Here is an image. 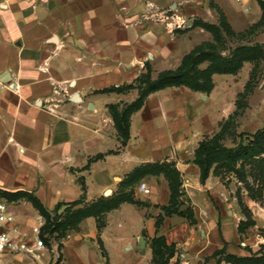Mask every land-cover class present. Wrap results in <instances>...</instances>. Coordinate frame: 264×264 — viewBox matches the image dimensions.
<instances>
[{"label": "crops", "instance_id": "0c3cea01", "mask_svg": "<svg viewBox=\"0 0 264 264\" xmlns=\"http://www.w3.org/2000/svg\"><path fill=\"white\" fill-rule=\"evenodd\" d=\"M171 1L0 0V189L32 191L52 209L58 201L81 195L82 177L87 187L84 203H89L117 192L136 166L163 160L175 162L189 194L193 187L208 185L212 172L202 183L193 158L226 101L212 102L216 83L238 74L248 61L237 73H214L208 93L185 85L151 92L131 115L125 145L109 104L131 102L138 89L99 91L132 82L146 61L153 77L176 68L187 52L208 39L193 29L176 32L171 22L152 14ZM199 2L179 0L177 8L193 14ZM223 2L214 1L228 18ZM236 102L222 121L237 109ZM110 149L118 151L83 168L91 156ZM141 181L147 191L138 188L139 182L134 197L147 204L121 202L106 213L100 231L97 218L86 216L77 229L52 236L34 253H0V264H155L151 240L158 233L176 244L167 264H216L218 257L212 253L222 238L229 242L227 252L250 254L238 245L245 244L239 242L241 235L249 240L238 223L229 238L224 219L217 217L191 225L188 219L169 215L157 231L160 206L170 197L168 180L161 173L147 174ZM0 198L15 215L5 228L36 247L32 227L41 216L38 209L27 199Z\"/></svg>", "mask_w": 264, "mask_h": 264}, {"label": "trees", "instance_id": "16d2710c", "mask_svg": "<svg viewBox=\"0 0 264 264\" xmlns=\"http://www.w3.org/2000/svg\"><path fill=\"white\" fill-rule=\"evenodd\" d=\"M258 1L261 7L264 6L261 0ZM214 5L220 15L218 27H214L205 21L202 26L209 30L213 28L217 30L220 26L225 29L232 28L225 12L217 4ZM194 23L195 19L191 26ZM256 51V46L242 45L232 51L230 55H225L221 51L215 50L209 41H202L183 56L181 63L176 68L163 69L158 72L156 77H153L151 64L146 61L145 70L132 82L110 85L100 89L99 91L102 92L138 89L137 97L131 102H123L122 108H119L117 103L109 104V111L118 131L121 145H125L130 136L132 113L143 105L151 92L168 86L185 85L192 90L208 93L214 86V73H237L245 61L255 59ZM244 94L245 92L239 93L240 96ZM238 102L237 100V108L240 105ZM236 113L237 109L221 122L220 129L215 134L205 136L199 141L193 161L200 168L202 183L206 182L211 172L222 176L226 170L233 172L240 180L244 181L249 195L258 199L263 196L264 190V122L254 132L241 131L236 133L239 136L238 141L232 145H227L223 140L228 132H232L229 131V125L233 123ZM117 151L118 149H110L107 152H99L91 156L83 168H88L92 161L103 158L105 154ZM161 173L168 180L170 197L168 203L160 206L161 212L156 217L157 231H160L165 216L174 213L186 217L191 224L196 223L197 219L192 207L180 208L182 203L180 197L183 195L181 172L174 161L168 160L147 162L136 166L121 181L117 192L112 195L101 196L89 203H84L87 187L82 177H80L81 195L71 201H58L52 209L46 208L32 191L0 189V196H4L8 200H30L44 218L40 236L47 242L52 236L61 237L68 231L77 229L81 220L90 215L97 218V226L100 231L105 224L106 213L121 202L131 201L147 204L134 197V185L141 182L147 174ZM249 175L252 176V181L248 179ZM81 203L83 205H80ZM246 208L247 206L243 207V211ZM254 222V219H250V217L241 219L238 223L239 231L243 232L245 226ZM222 240V245L212 253V256L218 257V261L225 260L235 264H264V243H261L259 248L251 251L250 254L239 256L227 252L229 242L224 238ZM151 246L155 264L169 263L170 258L177 251L176 244L167 242L163 233H158L152 238Z\"/></svg>", "mask_w": 264, "mask_h": 264}, {"label": "rangeland", "instance_id": "374dc122", "mask_svg": "<svg viewBox=\"0 0 264 264\" xmlns=\"http://www.w3.org/2000/svg\"><path fill=\"white\" fill-rule=\"evenodd\" d=\"M178 1L172 0L170 6L164 7L168 13L177 14L184 20L181 26H173L174 31L183 32L193 29L195 32L201 33L202 39L207 35L208 39L203 41H209L215 50L221 51L225 55H230L232 51L242 45L256 46L257 48L255 59L245 61L247 63L244 62L245 65L238 74L223 76L217 80L212 98L213 103L220 100L226 101L222 109L218 108L217 122L212 123V127L204 137L212 135L219 129L221 121L226 117V114L235 109L236 100L239 101L240 105L237 108L234 121L229 125V131L232 132H228L223 140L227 145H232L238 141L237 134L239 132H254L262 126L264 121V6L261 7L258 0L242 2L224 0L229 11L228 20L232 28L225 29L220 26L217 30L216 28L209 30L202 26L204 21L214 27L219 25L220 15L214 5L215 0H200L193 14H186L178 9L177 7L180 6H177ZM261 2L264 4V0ZM194 19L195 23L190 27L189 25ZM186 22H190V24L186 25ZM241 92H245V94L240 96ZM122 103L117 102L119 108L123 107ZM212 174L207 186L193 187L191 194L182 187L183 195L180 197L182 201L180 208L192 207L196 219L201 222H206L212 217L224 219L229 238H232L233 232L237 231L235 224L239 223L241 219L244 220L247 217L254 219L255 222L245 226L243 231L249 240L243 239L240 234L239 242L244 241L245 244L244 246L238 245L249 252L257 250L260 244L264 243V190L262 197L254 199L249 195L245 182L233 172L225 170L222 176L215 172ZM248 179L252 181V176L249 175ZM245 206L247 208L243 211L242 208ZM171 215H175L179 219H187L177 213ZM253 244L254 246H252ZM216 264H220V261Z\"/></svg>", "mask_w": 264, "mask_h": 264}, {"label": "built area", "instance_id": "2783aa9c", "mask_svg": "<svg viewBox=\"0 0 264 264\" xmlns=\"http://www.w3.org/2000/svg\"><path fill=\"white\" fill-rule=\"evenodd\" d=\"M152 14L157 18L166 21L168 25L170 22L172 23V26H181L182 23H184V20L179 15L170 14L167 9L154 10ZM189 24L190 22H186V25ZM191 24L189 26H191ZM138 188L142 191H147V186L144 181L139 183ZM14 221L15 215L8 210L7 202L0 198V253H34L36 249L45 247V241L40 236L41 225L44 222L42 215L39 216L38 221L32 227V232L36 238V247H30L24 240H18L11 230L5 228L6 224L13 223Z\"/></svg>", "mask_w": 264, "mask_h": 264}, {"label": "water", "instance_id": "95a60500", "mask_svg": "<svg viewBox=\"0 0 264 264\" xmlns=\"http://www.w3.org/2000/svg\"><path fill=\"white\" fill-rule=\"evenodd\" d=\"M140 241L142 242V246H144L145 239L143 237L140 238Z\"/></svg>", "mask_w": 264, "mask_h": 264}, {"label": "bare ground", "instance_id": "6f19581e", "mask_svg": "<svg viewBox=\"0 0 264 264\" xmlns=\"http://www.w3.org/2000/svg\"><path fill=\"white\" fill-rule=\"evenodd\" d=\"M110 191H111V190H108L106 193L108 194V193H110Z\"/></svg>", "mask_w": 264, "mask_h": 264}]
</instances>
